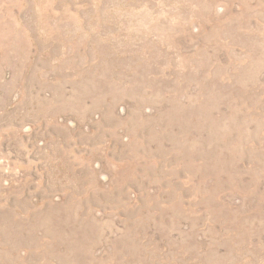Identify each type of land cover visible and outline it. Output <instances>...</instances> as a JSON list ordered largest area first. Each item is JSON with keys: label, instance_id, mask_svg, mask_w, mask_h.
I'll return each mask as SVG.
<instances>
[{"label": "rangeland", "instance_id": "374dc122", "mask_svg": "<svg viewBox=\"0 0 264 264\" xmlns=\"http://www.w3.org/2000/svg\"><path fill=\"white\" fill-rule=\"evenodd\" d=\"M0 264H264V0H0Z\"/></svg>", "mask_w": 264, "mask_h": 264}]
</instances>
